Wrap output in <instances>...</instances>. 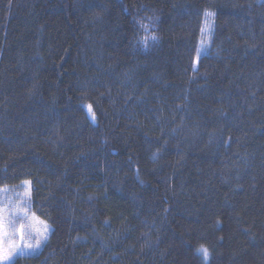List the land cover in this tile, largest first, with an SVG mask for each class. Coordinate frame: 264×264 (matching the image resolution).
I'll return each mask as SVG.
<instances>
[{"label":"trees","instance_id":"1","mask_svg":"<svg viewBox=\"0 0 264 264\" xmlns=\"http://www.w3.org/2000/svg\"><path fill=\"white\" fill-rule=\"evenodd\" d=\"M22 180L51 230L12 264H264V0H0Z\"/></svg>","mask_w":264,"mask_h":264},{"label":"rangeland","instance_id":"2","mask_svg":"<svg viewBox=\"0 0 264 264\" xmlns=\"http://www.w3.org/2000/svg\"><path fill=\"white\" fill-rule=\"evenodd\" d=\"M212 21L213 16L211 13L203 15L197 49L193 61L194 68L197 65L199 57L205 54L210 47ZM85 109L90 119L93 120V116L89 113V105L85 104ZM0 189H6V191L0 193V208L7 209L4 213L7 220V236L4 240V247L8 248L9 245H14L12 248L13 259L19 255L37 253L47 240L51 228L46 222L33 215L30 211V182L28 180H22L17 185L1 186ZM45 228H47V238L42 240L39 247H36L35 242L40 237V234L44 232ZM21 232H23V239L21 238ZM26 244H31L33 247H26Z\"/></svg>","mask_w":264,"mask_h":264},{"label":"snow or ice","instance_id":"3","mask_svg":"<svg viewBox=\"0 0 264 264\" xmlns=\"http://www.w3.org/2000/svg\"><path fill=\"white\" fill-rule=\"evenodd\" d=\"M203 31V30H202ZM155 39V37H153ZM89 113H92L91 106H89ZM94 114H93V119H94ZM27 183V182H26ZM6 191V189H0V193ZM7 211L6 208H0V264H12L13 256H12V248L14 245H9L8 248L4 247V240L7 236L6 232V226H7V220L5 218L4 213ZM46 232L47 228L44 229V232L40 234V237L36 240L35 246L39 247L41 244L42 240H45L46 237ZM21 238L23 239V232H21ZM26 247H33L31 244H26ZM202 255L204 256L205 260L208 259V250L201 246V248L198 250Z\"/></svg>","mask_w":264,"mask_h":264}]
</instances>
